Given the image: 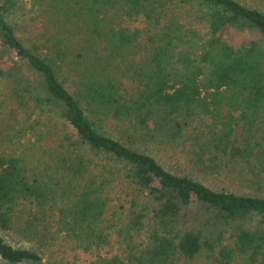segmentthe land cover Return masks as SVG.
I'll use <instances>...</instances> for the list:
<instances>
[{"label":"trees","instance_id":"trees-1","mask_svg":"<svg viewBox=\"0 0 264 264\" xmlns=\"http://www.w3.org/2000/svg\"><path fill=\"white\" fill-rule=\"evenodd\" d=\"M48 6L57 27L34 37L24 0H0V117L22 147H0V264H45L59 238L86 255L64 264H264V0ZM70 28L91 43L72 58Z\"/></svg>","mask_w":264,"mask_h":264},{"label":"rangeland","instance_id":"rangeland-1","mask_svg":"<svg viewBox=\"0 0 264 264\" xmlns=\"http://www.w3.org/2000/svg\"><path fill=\"white\" fill-rule=\"evenodd\" d=\"M26 8H24L25 13V20H24V28H26V31L32 36H38L40 37L44 33H50L48 31L51 30L54 31L57 26H55V16L54 11L51 7L48 6V3L50 0H24ZM179 15L183 19H188V21H194V24L197 27L203 28V23L200 21L199 17L196 15L197 12L192 7H183L178 9ZM126 23L136 26H141L142 22L139 21H129L126 20ZM131 24V25H132ZM70 33L68 31L64 32V38L65 43L70 47V49L73 51V54L71 55V58L76 56L78 52H82V47L88 46L90 43L89 41V35L83 28H76L71 29ZM231 36L233 38V42L236 44H239L241 42H244L245 39L249 37H255L256 34L254 31L250 30H231ZM142 39V38H141ZM145 41V38H144ZM88 48H90L88 46ZM144 47L142 45V42L137 46L132 47H126L122 51H119V56L117 58H114L115 61L118 63V60L124 61V63H127L128 60H132L133 58L139 59L143 57L144 55ZM86 51L84 52V56H86ZM111 59H113L111 57ZM71 74V72H69ZM74 79H77V77H73ZM7 120H3L0 117V147L4 148H10V149H22L21 145L19 144L20 139L13 134L10 133V129L7 125ZM56 125L52 127L50 130V133L45 137V140L43 141V147L45 150L52 151L53 147L58 143V141L68 132H71V128L66 125L63 121L58 120ZM116 123H112L111 126L113 129H115ZM113 131V130H111ZM154 153L161 162L167 166L169 169H178V164H184L189 166L187 159L184 155H178L180 157H176L175 154L171 151V149L168 148H160L158 149L157 146H154L153 150L151 151ZM177 154V153H176ZM194 175L196 178L201 179L206 184L212 186V187H218L221 185L220 181H217L216 179H213L211 177L202 176L201 174H198L194 172ZM118 187L114 189L117 190ZM113 191V193H114ZM116 195V192H115ZM115 202H113L114 204ZM1 234H5V232L0 230ZM6 235V234H5ZM51 254L48 258L45 259V264H64L67 260H73L74 256H78L77 258H81V260H84L86 258V255L79 252L74 251L71 248H69L66 244H64L59 238V241L49 249ZM47 249V251H49Z\"/></svg>","mask_w":264,"mask_h":264}]
</instances>
